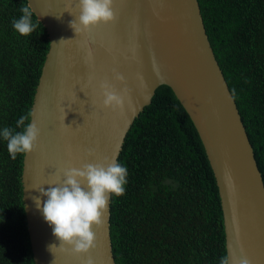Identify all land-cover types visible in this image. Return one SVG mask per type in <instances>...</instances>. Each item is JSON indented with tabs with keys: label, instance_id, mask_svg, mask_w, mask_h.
I'll return each mask as SVG.
<instances>
[{
	"label": "water",
	"instance_id": "1",
	"mask_svg": "<svg viewBox=\"0 0 264 264\" xmlns=\"http://www.w3.org/2000/svg\"><path fill=\"white\" fill-rule=\"evenodd\" d=\"M27 5L48 37L28 119L40 129L38 148L23 154L20 173L34 264H86L89 256L94 264H115L109 202L105 222L93 229L95 247L78 255L59 248L31 198L47 197L33 188L46 191L69 166L116 161L126 131L160 84L170 87L204 148L219 195L226 254L243 252L252 264H264V184L198 1L113 0V22L77 33L71 27L79 15L77 0H27ZM104 81L118 91L128 89L122 108L103 106Z\"/></svg>",
	"mask_w": 264,
	"mask_h": 264
},
{
	"label": "trees",
	"instance_id": "2",
	"mask_svg": "<svg viewBox=\"0 0 264 264\" xmlns=\"http://www.w3.org/2000/svg\"><path fill=\"white\" fill-rule=\"evenodd\" d=\"M214 56L236 103L264 184V0H197ZM27 0H0V132L28 116L48 48L44 25L28 36L12 21ZM28 6V5H27ZM28 123V120L25 122ZM0 135V264H34L20 173ZM127 177L110 194L115 264H219L226 254L215 178L189 116L158 85L130 124L116 159Z\"/></svg>",
	"mask_w": 264,
	"mask_h": 264
},
{
	"label": "clouds",
	"instance_id": "3",
	"mask_svg": "<svg viewBox=\"0 0 264 264\" xmlns=\"http://www.w3.org/2000/svg\"><path fill=\"white\" fill-rule=\"evenodd\" d=\"M79 15L71 22V27L77 33L89 30L101 23L107 24L116 19L113 0H77ZM23 15L12 21L15 31L22 36L30 35L39 22H33V11L30 6L22 5ZM88 56H91L89 50ZM158 71V70H157ZM116 79L123 82L124 76L117 74ZM103 94V106L106 108H122L128 89L117 90L111 83L100 84ZM28 116H21L17 126H24L22 131L5 127L0 135L7 141V150L12 159L17 154H30L37 150L40 129L34 122L25 123ZM67 126V125H65ZM63 179L49 184L48 189L40 186L37 189L42 196H32L38 209L42 211L45 221L52 226L53 235L60 241L59 248L78 255L89 254L95 247V227L105 222L110 194L117 197L125 192L127 169L114 159L105 158L102 162L87 163L80 168L69 166L59 170ZM52 251L55 244L49 246ZM86 264H94L91 256ZM219 264H252L246 254L236 257L225 254Z\"/></svg>",
	"mask_w": 264,
	"mask_h": 264
}]
</instances>
